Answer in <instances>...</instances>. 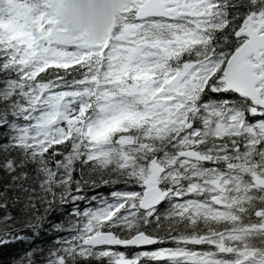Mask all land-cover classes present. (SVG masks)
<instances>
[{
    "label": "snow or ice",
    "instance_id": "obj_1",
    "mask_svg": "<svg viewBox=\"0 0 264 264\" xmlns=\"http://www.w3.org/2000/svg\"><path fill=\"white\" fill-rule=\"evenodd\" d=\"M61 2L0 0V264H264V0Z\"/></svg>",
    "mask_w": 264,
    "mask_h": 264
},
{
    "label": "clouds",
    "instance_id": "obj_2",
    "mask_svg": "<svg viewBox=\"0 0 264 264\" xmlns=\"http://www.w3.org/2000/svg\"><path fill=\"white\" fill-rule=\"evenodd\" d=\"M126 0H62L49 9L55 15L64 35L79 37L84 45L101 42L117 18L118 10Z\"/></svg>",
    "mask_w": 264,
    "mask_h": 264
}]
</instances>
